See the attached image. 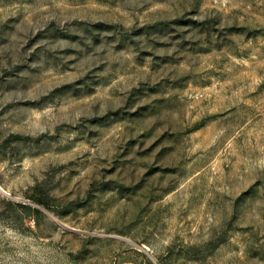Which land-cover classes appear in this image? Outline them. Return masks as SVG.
Segmentation results:
<instances>
[{"label":"rangeland","instance_id":"1","mask_svg":"<svg viewBox=\"0 0 264 264\" xmlns=\"http://www.w3.org/2000/svg\"><path fill=\"white\" fill-rule=\"evenodd\" d=\"M0 264H264V0H0Z\"/></svg>","mask_w":264,"mask_h":264},{"label":"water","instance_id":"2","mask_svg":"<svg viewBox=\"0 0 264 264\" xmlns=\"http://www.w3.org/2000/svg\"><path fill=\"white\" fill-rule=\"evenodd\" d=\"M0 190H1L2 192H4V191L1 189V187H0Z\"/></svg>","mask_w":264,"mask_h":264}]
</instances>
